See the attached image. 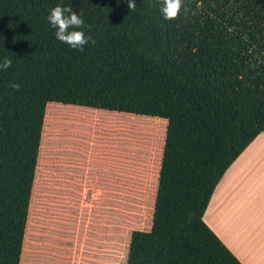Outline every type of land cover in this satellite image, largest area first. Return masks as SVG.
<instances>
[{"label":"trees","instance_id":"16d2710c","mask_svg":"<svg viewBox=\"0 0 264 264\" xmlns=\"http://www.w3.org/2000/svg\"><path fill=\"white\" fill-rule=\"evenodd\" d=\"M0 0V264H20L48 103L167 121L152 225L126 264H241L203 223L229 166L264 134V0ZM57 5L82 13L84 51L55 37ZM19 83V91L9 85Z\"/></svg>","mask_w":264,"mask_h":264},{"label":"rangeland","instance_id":"374dc122","mask_svg":"<svg viewBox=\"0 0 264 264\" xmlns=\"http://www.w3.org/2000/svg\"><path fill=\"white\" fill-rule=\"evenodd\" d=\"M166 125L48 103L20 264L45 257L51 264L70 254L71 263L86 264L98 251L94 246L109 243L123 264L131 232L146 231L151 222ZM83 147L95 154L87 165L78 157ZM59 188L71 192L58 195ZM262 189L264 199V180ZM64 246L70 253L63 254Z\"/></svg>","mask_w":264,"mask_h":264},{"label":"crops","instance_id":"0c3cea01","mask_svg":"<svg viewBox=\"0 0 264 264\" xmlns=\"http://www.w3.org/2000/svg\"><path fill=\"white\" fill-rule=\"evenodd\" d=\"M64 105V104H63ZM73 106V105H69ZM78 107V106H77ZM87 108V107H85ZM94 109V108H90ZM98 111H106L94 109ZM112 113H120L113 112ZM129 114V113H122ZM154 119H159L152 117ZM164 120V119H162ZM167 123L166 120H164ZM162 156V155H161ZM78 157L86 165L95 158L92 149L83 147ZM264 134H259L235 159L215 187L202 216L203 223L216 235L221 243L235 256L241 264H264V199L262 183L264 180ZM263 178V179H260ZM70 182V181H69ZM158 184V180H157ZM67 185V184H63ZM71 186V182H70ZM75 188V187H74ZM59 188L58 195L70 194L71 189ZM157 190V186H156ZM156 197V192H155ZM155 198L151 209V222L146 231H150ZM98 251L86 264H118V251L114 243L94 246ZM129 247V246H128ZM60 247H56L55 253ZM67 249L64 246L63 254ZM79 249V248H77ZM53 254L47 252L45 255ZM78 252L77 255H79ZM128 248L123 255V264L127 261ZM63 256L54 259L51 264H83L84 261L71 263ZM89 257V256H88ZM22 248L20 261L22 262ZM44 259V258H43ZM42 259V260H43ZM40 264H50L49 261Z\"/></svg>","mask_w":264,"mask_h":264},{"label":"clouds","instance_id":"9594fccd","mask_svg":"<svg viewBox=\"0 0 264 264\" xmlns=\"http://www.w3.org/2000/svg\"><path fill=\"white\" fill-rule=\"evenodd\" d=\"M159 4V11L164 20L172 21L179 18L181 11L187 13L188 9L184 6V0H154L153 6ZM127 6L130 11H135L136 0H127ZM47 20L51 27L55 29L56 39L68 45L71 49L84 51L88 45H94L95 39L86 35L87 27L82 13H75L70 6L57 5L50 10ZM13 66V60L9 57H3L0 60V71H7ZM14 91H19L21 85L19 83H11L9 85Z\"/></svg>","mask_w":264,"mask_h":264}]
</instances>
